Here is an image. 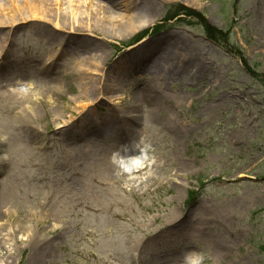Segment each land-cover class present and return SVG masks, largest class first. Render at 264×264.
I'll use <instances>...</instances> for the list:
<instances>
[{"label": "rangeland", "instance_id": "obj_1", "mask_svg": "<svg viewBox=\"0 0 264 264\" xmlns=\"http://www.w3.org/2000/svg\"><path fill=\"white\" fill-rule=\"evenodd\" d=\"M114 1L0 23V264H264V0Z\"/></svg>", "mask_w": 264, "mask_h": 264}, {"label": "bare ground", "instance_id": "obj_2", "mask_svg": "<svg viewBox=\"0 0 264 264\" xmlns=\"http://www.w3.org/2000/svg\"><path fill=\"white\" fill-rule=\"evenodd\" d=\"M61 0H8V2L2 4L0 3V15H6L7 19L6 21H2L0 19L1 24H10L11 26L14 23L16 12L21 11L22 13H25L27 16L30 17H36V16H42L47 17L51 21H57L60 23V21L63 22L61 16L54 17V15H51V9L50 6L53 3H60ZM108 3L113 6L116 4L114 0H108ZM150 0H146V4H150ZM74 10V9H73ZM73 12V11H72ZM77 14V9L72 13V15L75 17ZM127 26H125L123 31L120 32H110V36L118 37V38H125L129 36L131 33H133L136 30H139L145 26L144 23H132L130 18H128ZM19 100H22L23 95H15ZM109 153V159L112 162V165L122 170L125 173H130L133 171H136L143 167V159L144 156L141 152L136 150H129V151H120V148H114L108 150ZM142 158V159H141ZM37 240H39L37 238ZM38 243V241L36 242ZM40 243V242H39ZM50 242H43L42 247H40L43 250H46L49 246ZM40 245V244H39ZM41 258V255L39 254L36 258V261L39 263V260Z\"/></svg>", "mask_w": 264, "mask_h": 264}, {"label": "trees", "instance_id": "obj_3", "mask_svg": "<svg viewBox=\"0 0 264 264\" xmlns=\"http://www.w3.org/2000/svg\"><path fill=\"white\" fill-rule=\"evenodd\" d=\"M178 14H186V15H192V14H196V16L199 18L200 23L202 24L203 30L205 31V33L207 34L208 38H210L212 41L216 42L217 44L226 47L225 45H223L224 43L228 42L229 39V32L227 31H222L221 29H217L215 27L209 26L206 23H204V18L200 13L191 11L189 9H186L185 7L181 6V5H172L169 10L167 15L164 18H167L169 16H175ZM155 29V28H154ZM144 33L143 32L141 35L136 36V38H134L133 40L129 41V43H132L133 41H136L140 36H142ZM246 71L248 70V72L252 75H257L256 70L248 65H245ZM254 79V78H253ZM254 82H256L259 86L264 87V79H262L261 77L259 78L256 77L254 80ZM194 192L192 191L190 193V198L193 197Z\"/></svg>", "mask_w": 264, "mask_h": 264}]
</instances>
